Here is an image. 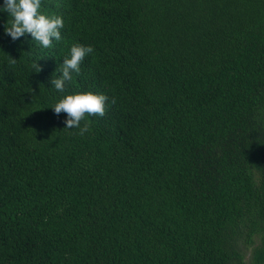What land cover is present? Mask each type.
<instances>
[{
    "label": "trees",
    "instance_id": "obj_1",
    "mask_svg": "<svg viewBox=\"0 0 264 264\" xmlns=\"http://www.w3.org/2000/svg\"><path fill=\"white\" fill-rule=\"evenodd\" d=\"M42 8L51 49L0 13V264H264V0ZM76 43L66 93L109 97L83 136L43 72Z\"/></svg>",
    "mask_w": 264,
    "mask_h": 264
},
{
    "label": "clouds",
    "instance_id": "obj_2",
    "mask_svg": "<svg viewBox=\"0 0 264 264\" xmlns=\"http://www.w3.org/2000/svg\"><path fill=\"white\" fill-rule=\"evenodd\" d=\"M42 5L43 0H0V13L8 14L3 27L4 34L13 41L30 36L31 41H35L40 48H54L55 43L60 42L67 34L66 22L60 14L46 13ZM94 51L92 45L72 44L66 56H56L43 70L48 85L62 94L51 108L57 116L65 114L64 129L78 130L81 136L90 129V117L105 115L109 101L104 93H66L67 84L80 75L82 62ZM36 66L40 72L41 68L37 64Z\"/></svg>",
    "mask_w": 264,
    "mask_h": 264
}]
</instances>
